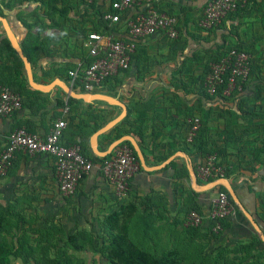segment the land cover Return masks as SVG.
Here are the masks:
<instances>
[{
	"label": "crops",
	"instance_id": "obj_1",
	"mask_svg": "<svg viewBox=\"0 0 264 264\" xmlns=\"http://www.w3.org/2000/svg\"><path fill=\"white\" fill-rule=\"evenodd\" d=\"M207 1L156 0L154 5L162 11H168L170 6L176 11L179 7L190 6L197 17L202 15L201 7ZM98 6L102 11L108 8L104 0H98ZM33 8L24 5L21 9L29 13ZM11 11L3 8L4 18L20 43L27 31L17 19L19 9ZM134 13L131 11V14ZM196 22V18H192L187 25H184V20L181 22V35L175 43L183 46L177 49V45L170 46L173 43L164 34L142 39L137 44L139 47L128 70L111 77L107 84L105 82L101 89L94 92L116 97L126 106L127 111L131 109L129 120L137 133L130 136L138 143L147 167L154 168L166 163L162 168L148 172L140 167L130 180V190L126 198L117 199L96 164L80 180L75 193L64 197L55 178L53 157L16 153L7 173L0 178V204H20V209L24 211L21 210L22 216L26 220L30 217L35 219L33 224L36 226L46 227L52 217L66 216L73 226H87L89 229L83 230L93 231V234L100 231L106 215L122 205L132 204L136 206L132 229L143 235L136 240L150 250H157L160 243V252L176 248L185 256L189 250L186 249L187 244L210 245L216 241V251H226V256L236 263L242 261L241 264H264V165L254 161L252 156L256 149L264 145V66L260 67V80L253 79V84L245 92L246 98L234 103L200 101L199 87L189 82L190 75L198 76L203 73L209 52L215 51L223 43L229 47L228 43L236 42L229 35L230 25H239L232 30L233 35L236 34L237 39L244 42L247 48L253 46L259 64L264 63V0H250L243 16L210 31L200 30ZM2 31L0 24V35L3 38ZM48 31L47 35L55 32ZM79 38L81 39L80 36ZM86 51L85 48V53ZM74 56L73 63H76L79 59ZM54 61L66 64V60L61 58ZM182 62L185 63L183 72L174 73L175 67ZM32 72L38 77L37 83L42 84L39 81L42 80L39 72ZM114 78L118 80L115 86ZM60 81L69 87V82ZM187 89L191 92H187ZM61 91L59 87H55L50 92L43 93L49 101L46 111L20 109L10 117L0 120V153L6 147L8 135L15 129L28 127L33 133L44 136L50 131L52 116L69 123V113L65 116L61 113L59 116L57 111L61 110L54 112V101L63 96ZM258 91L260 94L256 98L255 93ZM85 104L83 102V107ZM112 107L106 123L121 112L119 107ZM201 108L202 111H209L207 117L202 116L208 130L207 137L219 146L217 162L229 174L227 180L240 203L239 206L235 204L236 214L225 220L224 228L216 240L215 237L208 240L203 237L211 226L208 220L193 232L182 227L184 215L194 211V206L198 213L206 217L210 200L215 197L213 194L218 193L213 189L205 192L193 189L188 168L191 164L195 171V165L200 159L192 150L183 151L184 138L187 135L185 124L190 116L200 114ZM73 130L74 127L69 128L66 125L61 138L63 144L69 142L72 134L74 139L79 138ZM89 138L85 145L93 154L89 147ZM98 148L103 151L99 147V140ZM163 157L167 158L160 161ZM171 162L173 166L170 165ZM184 168L187 174L183 171ZM197 183L200 186L205 185L198 179ZM252 221L256 227L252 225ZM182 248L186 250L182 251Z\"/></svg>",
	"mask_w": 264,
	"mask_h": 264
},
{
	"label": "trees",
	"instance_id": "obj_2",
	"mask_svg": "<svg viewBox=\"0 0 264 264\" xmlns=\"http://www.w3.org/2000/svg\"><path fill=\"white\" fill-rule=\"evenodd\" d=\"M249 3L250 0H248L247 4L243 7H238L236 11L228 13L218 26L210 30L219 28L223 23L236 21L237 18L243 16ZM205 4L201 8H203ZM24 5L34 8L30 9L28 11L29 13H25L21 9ZM3 8L7 11L15 10L16 8L19 9L20 13L17 14V19L27 31L26 36L19 44L23 54L30 62L32 70L39 72L42 79L39 81L42 84H47L56 78L68 83V70L75 65V63H73L75 59L74 55H76L79 60L88 62L84 46V39L87 33L108 31L107 27L102 25L99 19L96 21V24L93 22L91 25L87 26L89 22L88 18L91 14H98L99 17L98 0H92L91 2L87 0H0V16L5 17ZM160 11L172 15L177 19L176 28L178 30V37L175 40H170L172 41L171 43H173L170 44V46L177 45L175 41L181 35L180 29L183 27L181 26L183 20L184 25H187L192 18H196V25L198 26V21L201 19V15L195 17L196 15L192 12L190 6L179 7L178 11L170 6L168 11ZM237 26L239 25H230L228 28L229 35L234 37L236 42L228 43L229 47L223 43L218 46L215 51L209 52L210 56L205 60L203 73L198 76H189L190 84L199 87L198 96L200 101H226L234 103L236 100L239 101L246 98L245 92H247L249 86L253 84V79L255 80L258 78L260 80V67L264 66V63L259 64L260 61L256 58V51L253 49V46L247 48L244 42L237 39L238 37L236 34L233 35L232 30L236 29ZM198 28L202 30L199 26ZM48 30H55L58 35L55 36V32L51 35H47L46 32ZM76 31H78L77 34ZM3 36L2 38L0 35V84L8 87L11 91L21 96V109H30L37 112L46 111L49 101L45 99L46 96L43 93L29 87L23 68V62L11 47L4 33ZM178 45L176 49L183 46L181 43H178ZM138 47L139 46L136 47L135 53ZM230 49H235L250 55L249 77L241 84L242 89L240 92L235 91L230 97H224L222 92L227 85L228 75H226L224 77V83L217 88L216 94L210 96L204 89V79L209 72V63L220 61ZM59 58L66 60L65 63L67 65L54 61ZM184 64L185 63L182 62L178 67H175L174 73L176 72V74H179L183 72L185 69L183 66ZM178 80L180 81L179 78ZM109 81L110 79H107L106 84ZM117 82V78H114V86ZM73 90L76 92L82 91V89H78L76 86H73ZM186 91L191 92L190 89ZM259 94V91L255 93V97L258 98ZM61 95L63 96L54 101V112L56 110H61L57 111V115L60 116L62 109L67 106L69 109V123L67 125L69 128L74 127L75 130L73 131L77 133L75 136L80 138L74 139V134H72L68 140L69 142H64V144L68 146L79 145L84 157L91 160L93 163H100L108 156L105 158H98L91 154L85 142L93 133L106 124L110 118L109 109L113 107L103 102H93L85 104V107H83V102L81 100L72 98L66 99V95L62 91ZM127 112V116L119 124L99 137V147H101L103 151L107 149L109 144L120 137L137 133V130H133L134 125L129 120L131 109H128ZM199 112L200 114L190 116V119L198 117L200 120V128L192 142H186L185 136V149L183 151L192 150L199 159H204L207 155L212 154H215L217 157L219 154V146L215 144V141L207 137L208 130L202 118V116L207 117L209 111H202L201 108ZM51 119L53 122L57 120L53 116ZM75 120H78V122L75 123ZM185 125L187 126L188 133L190 125L188 123ZM127 126H129V128ZM25 130L33 133L28 127H25ZM123 144L128 145L132 149L138 161L136 153L131 145L128 142ZM252 156L254 161L264 165V145L258 150L256 149ZM166 158L167 157H163L160 161ZM216 163L219 166L218 162ZM170 165L173 166V163L171 162ZM183 171L187 174L186 168H184ZM224 171L223 177L228 179L229 174L226 170ZM212 181L213 179H210L208 182ZM216 190L226 193L230 204L236 207L223 187L218 186L213 189V191ZM192 193L196 194L195 192ZM21 210L20 204L18 203L0 204V264H19L18 262L22 264H85L82 262L78 263L77 258L74 257L73 254L68 253L69 250L74 253L90 250L92 253L102 255L109 264H186L185 260L188 259L186 255H181L176 248L156 252L152 251L154 249L150 250L148 247L139 243L133 235L132 222H134L136 206L132 204L122 205L118 210L106 215L101 223L100 231L94 234L93 231L86 232L85 230L64 234L63 230L54 224H50L49 227L43 225H40L41 227L36 226V224H33L35 219L30 217L26 220L22 216L23 210ZM192 210L197 212L195 206L192 207ZM225 220L226 219L221 221L222 229L224 228ZM199 228L184 229L193 232ZM220 232L221 231L214 233L212 227L209 226L208 233H210V236L207 233L203 235V237L207 240L211 237H215L216 239ZM130 233L134 240L130 238ZM207 245L208 243L201 244L200 249H198L199 255L202 252L200 250L207 248ZM241 262L236 263L234 260L229 259L224 250L216 251L214 264H241ZM252 262L256 261L252 260Z\"/></svg>",
	"mask_w": 264,
	"mask_h": 264
},
{
	"label": "built area",
	"instance_id": "obj_3",
	"mask_svg": "<svg viewBox=\"0 0 264 264\" xmlns=\"http://www.w3.org/2000/svg\"><path fill=\"white\" fill-rule=\"evenodd\" d=\"M91 2L92 0H87ZM107 10H99V21L108 31L89 32L84 39L86 59L79 60L68 70L69 87L82 89L83 93L93 94L101 89L107 79L121 71L128 70L131 57L137 44L147 37L164 34L169 40L178 37L176 17L155 8L156 0H104ZM103 2V0H102ZM248 0H209L198 21L202 30H210L218 26L228 13L246 5ZM136 8L141 9L137 11ZM134 11V14H131ZM250 55L235 49L218 62L209 63V72L204 79V89L210 96L216 94L217 88L224 83L228 75L227 85L223 90L224 97H230L235 91L240 92L250 73ZM67 101V100H66ZM22 98L8 87L0 84V120L10 117L21 109ZM69 112L67 106L62 109L65 116ZM190 125L186 142H192L200 128L198 117L188 121ZM66 121L55 120L50 131L42 136L18 128L10 132L5 149L0 153V176H4L11 166L16 153L26 155H49L55 160V178L62 196H72L80 180L88 175L96 163L84 157L79 145H65L61 142ZM215 154L207 155L195 165L196 179L204 184L224 176V168L217 165ZM102 177L112 188L117 199H125L130 190L131 178L140 170L132 149L120 144L100 163H97ZM236 214L226 193L218 192L210 200L207 216L190 211L183 217L184 228H199L205 220L211 222L212 231H221V221Z\"/></svg>",
	"mask_w": 264,
	"mask_h": 264
},
{
	"label": "water",
	"instance_id": "obj_4",
	"mask_svg": "<svg viewBox=\"0 0 264 264\" xmlns=\"http://www.w3.org/2000/svg\"><path fill=\"white\" fill-rule=\"evenodd\" d=\"M0 24H1L2 29L4 31L5 37L9 41L11 47L13 48V50L16 52V54L20 57L21 61L23 62V68H24L26 79H27V83L31 89H33L35 91H39L41 93H48L51 90H53L55 87H59L64 92V94L66 95L67 98L82 100L86 104H90L93 102H103L109 106H115V107H119L121 109V112L117 117H115L114 119H112L111 121L106 123L102 128H100L99 130H97L95 133H93L90 136L89 147H90V150L93 153V155H95L98 158H105L108 155H110L113 152V150L116 147H118L120 144L128 142L131 145V147L133 148L134 152L136 153L140 167L144 171L150 172L154 169H160L166 164V163L165 164L163 163V165L156 166L154 168L147 167V165L145 163L144 155H143L138 143L130 135L122 136L119 139L113 141L108 146V148L104 151L99 150V148H98L99 137L101 135L105 134L106 132H108L109 130H111L114 126L119 124L126 117V115H127L126 106L122 102H120L116 97H112V96H109L106 94H102V93H93V94L75 93L70 87H68L66 84L61 82L59 80V78L53 80L49 84L35 83L34 79H33V72H32V68H31V64L28 61L27 57L23 54V51L20 47V44H19L15 34L13 33L10 25L8 24L7 20L2 16H0ZM49 32L50 31H48V33ZM188 169H189V176L191 178L192 186H193V189L195 191L205 192V191H210V190H212L218 186H221L227 191L232 202L238 206L240 205L239 200H238L233 188L231 187L230 183L228 182V180L226 178L222 177L220 179H217L215 181H212V182H209L205 185L200 186L197 183L195 171H194L191 164L189 165ZM251 223L254 227H256L255 222L252 221Z\"/></svg>",
	"mask_w": 264,
	"mask_h": 264
},
{
	"label": "rangeland",
	"instance_id": "obj_5",
	"mask_svg": "<svg viewBox=\"0 0 264 264\" xmlns=\"http://www.w3.org/2000/svg\"><path fill=\"white\" fill-rule=\"evenodd\" d=\"M204 8V7H203ZM98 14H91L90 17L88 18V24L87 26L91 25V23H97L96 21H98ZM78 33V31H76V34ZM58 33L55 32V36H57ZM79 35V34H78ZM33 79L34 82L37 83L38 81V77L36 75V73L33 74ZM3 176H0V178ZM128 195V194H127ZM215 196V194H213V197ZM51 219V217H50ZM50 223L46 224V227H49L50 224H54L55 226H57L58 228H61L64 232V234L67 233H74L76 231H82L83 229H89V227L87 226H82L80 227L79 225L73 226L74 224L72 223L71 220H68V218H66V216H62V218L59 217H52ZM54 222V223H53ZM183 227V226H182ZM86 231V230H85ZM87 232V231H86ZM133 235L134 237H136V239L138 237H143V235L138 234L137 231L133 230ZM210 236V235H209ZM130 238H132V240H134L132 234L130 233ZM213 238V237H211ZM216 240V239H215ZM53 241V240H52ZM214 242V241H212ZM195 243H191V244H187V248H189V250L187 251V258L185 260L186 264H214L215 261V254H216V241L214 244H210L207 245V248H204L201 254L199 255L198 253V249H200L201 244L197 243L196 245H194ZM203 245V244H202ZM162 247V245L159 243L157 246V250H154L156 252H160L161 250H159ZM182 248V251L186 250ZM53 253V252H52ZM68 253H71L74 255V257L77 258L78 263H85V264H109L102 255L99 254H95L92 253L90 250H86L85 252H78V253H74L71 252V250L68 251ZM19 264H22L20 262H18ZM31 264V263H30Z\"/></svg>",
	"mask_w": 264,
	"mask_h": 264
}]
</instances>
